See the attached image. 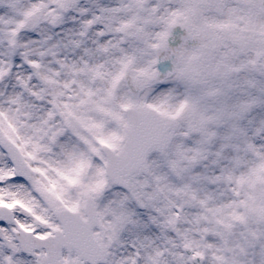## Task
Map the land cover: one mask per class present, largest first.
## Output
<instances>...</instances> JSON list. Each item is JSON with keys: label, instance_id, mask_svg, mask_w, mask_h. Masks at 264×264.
Returning <instances> with one entry per match:
<instances>
[{"label": "snow or ice", "instance_id": "6c2138e0", "mask_svg": "<svg viewBox=\"0 0 264 264\" xmlns=\"http://www.w3.org/2000/svg\"><path fill=\"white\" fill-rule=\"evenodd\" d=\"M0 264H264V0H0Z\"/></svg>", "mask_w": 264, "mask_h": 264}]
</instances>
